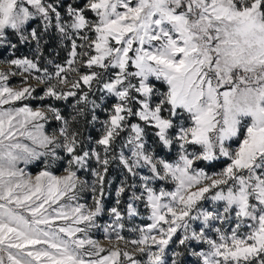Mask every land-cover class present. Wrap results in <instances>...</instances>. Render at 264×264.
<instances>
[{"label":"snow or ice","instance_id":"1","mask_svg":"<svg viewBox=\"0 0 264 264\" xmlns=\"http://www.w3.org/2000/svg\"><path fill=\"white\" fill-rule=\"evenodd\" d=\"M0 53V264H264V0H0Z\"/></svg>","mask_w":264,"mask_h":264},{"label":"rangeland","instance_id":"2","mask_svg":"<svg viewBox=\"0 0 264 264\" xmlns=\"http://www.w3.org/2000/svg\"><path fill=\"white\" fill-rule=\"evenodd\" d=\"M58 49H59V50H56V51L54 50L55 52H54V51H49V52L59 53V55H56V56H55V59H56V61H57L58 63H63V61H64L65 58H66L67 53H66L65 51L62 50V46H60ZM17 55H18V56L30 55V52H29V50L26 49V48H21L20 52H18ZM46 55H47V54H46ZM5 57L11 58V57L9 56V54H7V53H0V60L4 59ZM49 67H50V66H49ZM0 70L7 71V70H8V66H7L6 64H4V63H0ZM13 71H15V69H13ZM19 82H20V77H19V76H10V78H9V84H10V85H12V86H17V85L19 84ZM33 106H35V103L33 104ZM61 106L63 107V105H61ZM64 110H65V112L68 111L67 108H64ZM92 133H93V135L96 134L95 132H92ZM94 133H95V134H94ZM203 166H204V165H201V167H203ZM220 167H221V166H220ZM220 167H218V168H214V169H212V171H217V170H219ZM27 170L30 171L32 174H35V173H37L40 169H39L38 166L31 165V166L28 167ZM113 178H115V177H114V174H113ZM82 202H87V203H89V204L92 203V201H91V199H90V193H89L88 195H85V196L83 197ZM114 202H115V197H114V192H113V194L110 195V196L106 199V201H105L106 207L114 206ZM140 211H141V217H136V218H134V220H132V221H129V220H127V219L125 220V230L123 231L122 234H123L125 237H127L128 239L135 238V235H136V234H135V233H132V232H129L127 229L132 228V227H135V226L142 225V224H144V223H147V221H146L145 219L142 218V217H144V216L147 215V213L145 212V210L143 209L142 206H141ZM109 222H110V217H109L107 214L103 215V216L99 219V221H98V223H100L101 225L107 224V223H109ZM93 238L96 239V240H98V241H100V242L103 244V246H105V247H110V246H111V245H109L108 241L105 239L104 234H103L102 231H94V232H93ZM120 246H121V247H124L123 243H121ZM128 250L131 251V246H129V249H128ZM102 255H103V254H102Z\"/></svg>","mask_w":264,"mask_h":264},{"label":"trees","instance_id":"3","mask_svg":"<svg viewBox=\"0 0 264 264\" xmlns=\"http://www.w3.org/2000/svg\"><path fill=\"white\" fill-rule=\"evenodd\" d=\"M60 46H58L57 45V43H56V41L55 40H53V41H51L50 42V45H49V49H48V51H56V50H59L58 48H59ZM54 51V52H55ZM89 130L90 129H88L87 127H85V128H82V131L84 132V134H85V136L88 134V132H89ZM95 134V133H94ZM92 135H93V133H92ZM96 135V134H95ZM95 135H93V136H95ZM220 166H222L221 164H217V166L215 167V168H218V167H220ZM212 169H214V168H210V169H208L209 171H212Z\"/></svg>","mask_w":264,"mask_h":264}]
</instances>
